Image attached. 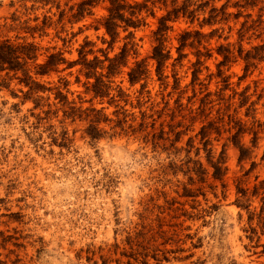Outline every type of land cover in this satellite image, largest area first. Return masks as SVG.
Segmentation results:
<instances>
[{
    "label": "rangeland",
    "instance_id": "obj_1",
    "mask_svg": "<svg viewBox=\"0 0 264 264\" xmlns=\"http://www.w3.org/2000/svg\"><path fill=\"white\" fill-rule=\"evenodd\" d=\"M84 1L0 0L38 83L0 71V264H264V0H125L111 44Z\"/></svg>",
    "mask_w": 264,
    "mask_h": 264
},
{
    "label": "trees",
    "instance_id": "obj_2",
    "mask_svg": "<svg viewBox=\"0 0 264 264\" xmlns=\"http://www.w3.org/2000/svg\"><path fill=\"white\" fill-rule=\"evenodd\" d=\"M149 0H145L147 2ZM109 7L107 9L108 15L104 19L102 27L105 31V34L110 38L109 44L114 42L118 33L117 29L122 27L124 30L128 28L137 29L139 25L142 23L139 20L138 13L139 11L144 8L145 6L142 4H135V5H128L126 4L125 0H107ZM92 1L87 0L78 5V14L83 12V8L88 5L90 6ZM82 9V10H81ZM185 9V8H182ZM186 10H183L182 13L184 14ZM175 17L178 16L179 10L173 12ZM127 14V15H126ZM76 17V16H75ZM170 19V14L167 17H162L159 20V27L155 32V36H158V41L161 40L162 32L166 30L165 22ZM123 26H120V25ZM129 35H131L129 33ZM184 34L180 39L181 42H184L185 39ZM34 49L35 47L32 44L27 45H18L14 46L9 43L8 40L0 42V71L3 70H10L14 71L15 73L21 72L23 76V80L25 81V85L30 87V91L34 90L35 87H38V83L34 82L31 76L28 75L29 70L27 69L28 60L33 59L34 56ZM162 48L160 45L154 47L152 52V59L157 62V68H160L163 62L168 58V53L163 54ZM125 54V45L122 47L121 52L116 57L109 59L105 58L103 62H107L108 65L106 66L107 75H112L113 71L118 67V65H124L121 60L123 59ZM60 54L57 55H49L47 61L42 65L35 66L37 68V75H45L52 69L56 67L59 62H64L63 59H58ZM226 59V58H225ZM99 60L94 58L91 61H86L85 59L82 60V66L86 69L85 76L87 78H94V74L92 71L97 67L95 63H98ZM102 63V62H101ZM142 75V67L138 64L136 65L135 69L131 70L128 74L129 82L134 84L137 79ZM92 91L96 96H103V82L101 81L100 77L94 78V83L91 87ZM41 120V119H38ZM93 129V128H92ZM96 129V128H94Z\"/></svg>",
    "mask_w": 264,
    "mask_h": 264
}]
</instances>
